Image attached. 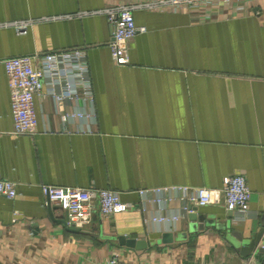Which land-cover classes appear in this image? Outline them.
Wrapping results in <instances>:
<instances>
[{
	"label": "crops",
	"instance_id": "crops-1",
	"mask_svg": "<svg viewBox=\"0 0 264 264\" xmlns=\"http://www.w3.org/2000/svg\"><path fill=\"white\" fill-rule=\"evenodd\" d=\"M144 1L0 0V23L34 19L27 31L0 26V178L17 184L14 198L0 195V264H105L113 254L132 264H264V253L235 246L264 228V0L135 9L147 30L131 39L129 63L118 65L107 15L91 12ZM77 47L93 100L60 102L45 86L35 96L36 131L14 133L3 59ZM77 111L91 118H63ZM239 172L252 192L245 216L219 203L199 206L203 220H191L178 197L159 205L137 191L220 188ZM42 184L108 188L137 207L97 211L68 227ZM160 214L179 218L150 220ZM165 233L173 240L164 242ZM120 235L147 246L122 244Z\"/></svg>",
	"mask_w": 264,
	"mask_h": 264
},
{
	"label": "built area",
	"instance_id": "built-area-1",
	"mask_svg": "<svg viewBox=\"0 0 264 264\" xmlns=\"http://www.w3.org/2000/svg\"><path fill=\"white\" fill-rule=\"evenodd\" d=\"M220 0H147L142 3L119 4L91 13L104 12L111 24L112 39L109 42L111 57L118 65L129 63L128 48L131 39L139 32H145V25L135 21L134 10L138 8L180 7L187 6L201 9L206 5L218 4ZM231 2V0H223ZM90 11H78L83 16ZM72 16V15H68ZM61 16H46L44 19H56ZM209 17V16H208ZM34 19H19L0 23V26H13L18 31H27ZM11 89L12 117L14 133L32 134L36 131L38 118L35 108V96L46 86L57 99L65 102L75 98L93 100L91 77L85 51L73 48L60 51L35 52L31 55L10 56L3 59ZM88 111L65 112V120L84 117L91 118ZM42 192L50 200L60 205L68 213L67 224L78 227L90 222L96 212L101 216L125 211L137 207L136 203L125 202L118 191L108 188L79 185L42 184ZM140 195L162 205L175 196L183 203L185 213H190L191 206L223 203L236 216L249 213L252 192L244 173H231L223 178L220 188L192 186L185 184L164 185L140 188ZM0 195L14 198L17 195L15 181L0 178ZM145 210V207H141ZM178 215L160 214L151 217V221L170 222ZM264 247V244L260 245ZM255 253L252 254V256ZM251 256V257H252ZM105 264H132L121 260L117 254L108 258Z\"/></svg>",
	"mask_w": 264,
	"mask_h": 264
},
{
	"label": "water",
	"instance_id": "water-1",
	"mask_svg": "<svg viewBox=\"0 0 264 264\" xmlns=\"http://www.w3.org/2000/svg\"><path fill=\"white\" fill-rule=\"evenodd\" d=\"M50 209H51V201L49 200ZM192 211L188 214L189 218L191 220L200 219L203 220V216L199 215L197 213V206H191L190 207ZM232 212V211H231ZM65 218L63 221L67 224L68 221V213L65 211ZM233 213V212H232ZM69 227V225L67 224ZM264 235V228H262L259 232L255 233L254 235H251V237H239L238 240L235 241V246L239 248L240 253L243 255H251L253 253H264V247H261L259 244L263 238ZM120 242L122 244H126L131 247H135L138 249L145 248L147 246V241L144 239H135L133 237H130L128 235H120L119 237ZM173 240V235L169 233L164 234L163 241H171ZM264 262V260H263Z\"/></svg>",
	"mask_w": 264,
	"mask_h": 264
}]
</instances>
